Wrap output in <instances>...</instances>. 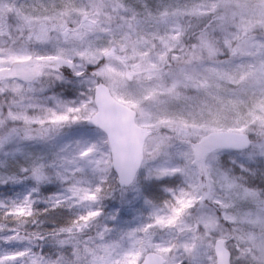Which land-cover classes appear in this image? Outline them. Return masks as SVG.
Masks as SVG:
<instances>
[{
	"label": "snow or ice",
	"instance_id": "obj_1",
	"mask_svg": "<svg viewBox=\"0 0 264 264\" xmlns=\"http://www.w3.org/2000/svg\"><path fill=\"white\" fill-rule=\"evenodd\" d=\"M0 264H264V0H0Z\"/></svg>",
	"mask_w": 264,
	"mask_h": 264
},
{
	"label": "rangeland",
	"instance_id": "obj_2",
	"mask_svg": "<svg viewBox=\"0 0 264 264\" xmlns=\"http://www.w3.org/2000/svg\"><path fill=\"white\" fill-rule=\"evenodd\" d=\"M127 218V217H126Z\"/></svg>",
	"mask_w": 264,
	"mask_h": 264
}]
</instances>
